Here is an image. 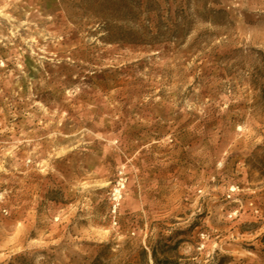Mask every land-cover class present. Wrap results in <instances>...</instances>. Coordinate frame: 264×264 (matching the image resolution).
Here are the masks:
<instances>
[{
    "label": "rangeland",
    "instance_id": "obj_1",
    "mask_svg": "<svg viewBox=\"0 0 264 264\" xmlns=\"http://www.w3.org/2000/svg\"><path fill=\"white\" fill-rule=\"evenodd\" d=\"M0 264H264V0H0Z\"/></svg>",
    "mask_w": 264,
    "mask_h": 264
},
{
    "label": "built area",
    "instance_id": "obj_2",
    "mask_svg": "<svg viewBox=\"0 0 264 264\" xmlns=\"http://www.w3.org/2000/svg\"><path fill=\"white\" fill-rule=\"evenodd\" d=\"M228 196H230V195H228Z\"/></svg>",
    "mask_w": 264,
    "mask_h": 264
}]
</instances>
